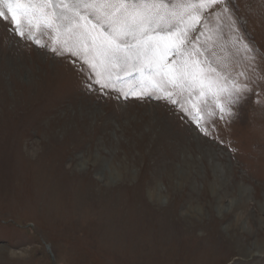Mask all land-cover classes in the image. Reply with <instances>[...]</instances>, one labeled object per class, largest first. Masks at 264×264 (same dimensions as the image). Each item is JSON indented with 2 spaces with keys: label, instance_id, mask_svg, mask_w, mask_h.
Wrapping results in <instances>:
<instances>
[{
  "label": "rangeland",
  "instance_id": "obj_1",
  "mask_svg": "<svg viewBox=\"0 0 264 264\" xmlns=\"http://www.w3.org/2000/svg\"><path fill=\"white\" fill-rule=\"evenodd\" d=\"M227 6L191 35L250 90L210 136L0 21V264H264V0Z\"/></svg>",
  "mask_w": 264,
  "mask_h": 264
},
{
  "label": "snow or ice",
  "instance_id": "obj_2",
  "mask_svg": "<svg viewBox=\"0 0 264 264\" xmlns=\"http://www.w3.org/2000/svg\"><path fill=\"white\" fill-rule=\"evenodd\" d=\"M205 12L226 19L230 31L238 32L227 0H0V21L8 22L15 35L72 64L79 61L81 70L87 66L89 91L94 84L118 91L125 100H164L210 136L202 123L205 114L234 115L233 106L250 89L229 80L197 46L191 34L207 28ZM37 33L47 34L50 46L41 44ZM133 71L138 89H117L125 83L120 73L131 76Z\"/></svg>",
  "mask_w": 264,
  "mask_h": 264
},
{
  "label": "bare ground",
  "instance_id": "obj_3",
  "mask_svg": "<svg viewBox=\"0 0 264 264\" xmlns=\"http://www.w3.org/2000/svg\"><path fill=\"white\" fill-rule=\"evenodd\" d=\"M184 164V163H183ZM194 165V164H193ZM185 168V167H184ZM187 170V169H186ZM181 176H183V175H180V179H181ZM176 178V177H175ZM184 180H185V177L183 178ZM187 179V178H186ZM206 178H204V180H205ZM208 179V178H207ZM183 180V181H184ZM181 181V180H180ZM208 181V180H207ZM205 182V181H204ZM241 218V217H240ZM261 227V226H260ZM263 227V226H262ZM263 230H264V228H263ZM240 232V231H239ZM263 235V233L261 232V231H259V232H257V234H256V236L258 237V239H261L260 237ZM260 241V240H259ZM263 241V240H262ZM261 241V242H262ZM260 244V243H259ZM258 243L256 244L257 245V250H258V252L259 253H263L264 252V243H262L261 245H259Z\"/></svg>",
  "mask_w": 264,
  "mask_h": 264
}]
</instances>
